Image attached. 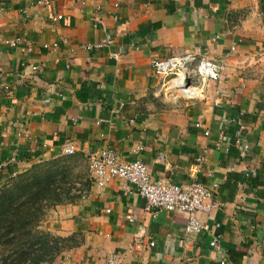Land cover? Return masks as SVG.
Instances as JSON below:
<instances>
[{
  "label": "crops",
  "instance_id": "obj_1",
  "mask_svg": "<svg viewBox=\"0 0 264 264\" xmlns=\"http://www.w3.org/2000/svg\"><path fill=\"white\" fill-rule=\"evenodd\" d=\"M107 34L111 46L86 47ZM193 52L230 53L222 79L197 80L202 98L165 97L151 62ZM68 142L87 160L103 148L141 159L154 180L218 184L217 207L197 213L208 231L187 233V213L145 210L124 179L87 183L41 222L71 238L44 264L115 253L124 264H264V0H0V188ZM137 238L155 245L134 248Z\"/></svg>",
  "mask_w": 264,
  "mask_h": 264
},
{
  "label": "built area",
  "instance_id": "obj_2",
  "mask_svg": "<svg viewBox=\"0 0 264 264\" xmlns=\"http://www.w3.org/2000/svg\"><path fill=\"white\" fill-rule=\"evenodd\" d=\"M39 5H49L50 0H36ZM63 15H58L55 20L60 21ZM20 37L7 41L11 46H17L21 42ZM113 38L107 34L99 43L87 45V48H103L111 46ZM49 47V45H45ZM54 47L58 43L53 44ZM236 50V44L230 48V53ZM228 53L222 61L229 58ZM210 58H199L198 53H188L181 56H170L164 59H154L151 62L153 71L161 78L160 92L165 96L202 98L203 89L196 84L197 80L202 82L214 80L220 81L223 77V63ZM40 71L38 66L33 67ZM186 76L190 78V85L186 86ZM15 126L18 135L28 136L25 124L16 122ZM197 126H201L200 123ZM209 134V131H206ZM75 147L72 143H66L63 154L72 155ZM89 178L98 187H103L111 177L122 178L137 188L139 194L147 200L145 210H153L155 213L167 211L168 213L185 212L188 215L186 224L187 233L199 234L208 231L209 227L198 218V212H211L217 207L214 201V191L219 187L214 184L208 187L198 178L191 180L184 186L178 185L164 178L152 179L148 165L141 159L134 161H123L117 152L111 148L88 154ZM197 162L203 161L198 157ZM88 190L82 193L85 197ZM154 240L146 238L135 239L132 247L142 248L144 246L153 247ZM212 247H219V235L213 236L210 241ZM106 264H124V259L120 254L109 255Z\"/></svg>",
  "mask_w": 264,
  "mask_h": 264
},
{
  "label": "trees",
  "instance_id": "obj_3",
  "mask_svg": "<svg viewBox=\"0 0 264 264\" xmlns=\"http://www.w3.org/2000/svg\"><path fill=\"white\" fill-rule=\"evenodd\" d=\"M86 157L62 154L42 160L0 188V264L50 263L63 241L39 226L50 208L73 200V167ZM87 183H91L87 178Z\"/></svg>",
  "mask_w": 264,
  "mask_h": 264
},
{
  "label": "rangeland",
  "instance_id": "obj_4",
  "mask_svg": "<svg viewBox=\"0 0 264 264\" xmlns=\"http://www.w3.org/2000/svg\"><path fill=\"white\" fill-rule=\"evenodd\" d=\"M73 173V181L68 184V187L71 188V193L74 197H76V195L81 196L82 193L88 189L87 178H89L90 174L89 164H87L86 161L79 160L73 167Z\"/></svg>",
  "mask_w": 264,
  "mask_h": 264
},
{
  "label": "water",
  "instance_id": "obj_5",
  "mask_svg": "<svg viewBox=\"0 0 264 264\" xmlns=\"http://www.w3.org/2000/svg\"><path fill=\"white\" fill-rule=\"evenodd\" d=\"M185 84L186 86L190 85V78L186 76V79H185Z\"/></svg>",
  "mask_w": 264,
  "mask_h": 264
}]
</instances>
